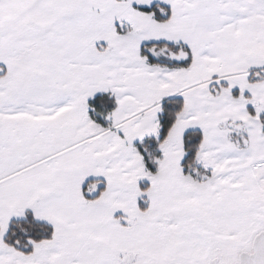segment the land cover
Masks as SVG:
<instances>
[{"label":"snow or ice","instance_id":"obj_1","mask_svg":"<svg viewBox=\"0 0 264 264\" xmlns=\"http://www.w3.org/2000/svg\"><path fill=\"white\" fill-rule=\"evenodd\" d=\"M0 264H264V0H0Z\"/></svg>","mask_w":264,"mask_h":264}]
</instances>
